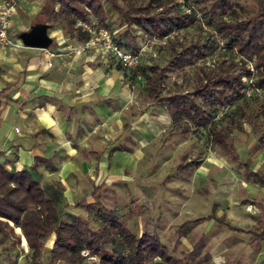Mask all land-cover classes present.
Segmentation results:
<instances>
[{
	"label": "rangeland",
	"instance_id": "374dc122",
	"mask_svg": "<svg viewBox=\"0 0 264 264\" xmlns=\"http://www.w3.org/2000/svg\"><path fill=\"white\" fill-rule=\"evenodd\" d=\"M98 1L106 27L114 38L121 37L133 47L139 61L133 68L110 59L101 64L106 73H117L118 91L100 101L99 110L91 111L88 105L75 112L64 110L76 125L75 133L68 134L70 147L54 150L48 162H38L35 175L54 200L58 216L65 219L72 214L88 220L97 201L135 235H157L178 264H264V241L254 243L247 233L264 228V187L242 176L240 166L212 140L208 128L173 120L162 100L168 94L189 93L217 75L243 73L249 66L204 21L211 0L166 1V8L193 13L194 22L160 38L143 36L123 19L121 11L145 6L148 0ZM230 3V10L214 16L264 23V0ZM154 5L151 1L148 10L159 11ZM49 23L53 28L59 25L57 18ZM68 34L80 42L86 38L76 26ZM207 36L213 40L211 46L196 61L179 68L167 64L174 52L194 41L204 42ZM100 63L95 61L96 66ZM148 66L156 67L160 76H154ZM140 69L150 75L148 81ZM261 73L258 70L256 76ZM245 77L241 81L246 82ZM258 91L252 88L249 96L212 111L210 128L232 143L238 161L264 175V139H258L264 131V96ZM6 96L0 93V103ZM97 100L91 99L90 105H97ZM113 144L129 150L108 156ZM189 161L195 166L176 168ZM226 222L243 233L232 231ZM2 226L8 236L0 241V264H44L46 259L33 260L21 244L20 230L12 223ZM48 243L49 236L43 246ZM86 261L98 259L88 255Z\"/></svg>",
	"mask_w": 264,
	"mask_h": 264
},
{
	"label": "trees",
	"instance_id": "16d2710c",
	"mask_svg": "<svg viewBox=\"0 0 264 264\" xmlns=\"http://www.w3.org/2000/svg\"><path fill=\"white\" fill-rule=\"evenodd\" d=\"M151 1H155L154 6L160 8L159 11L148 10ZM166 1L172 0H148V5L127 7L121 11L124 22L134 25L143 36L159 38L194 22L193 13L182 12L174 6L166 8ZM193 1L199 3L202 0ZM230 9V0H211L210 8L203 13L204 21L220 35L225 46L233 49L237 55L252 60L257 69L264 71V23L260 19L236 21L214 16L218 11L224 13ZM35 18L38 21L34 23L57 18L60 27L68 32L75 28L76 20L89 21L93 18L99 25L106 27L104 11L98 0H42ZM205 39L204 42L194 41L174 52L167 64L179 68L193 63L211 46L213 40L209 36ZM114 41L133 50L121 37L114 38ZM147 68L154 76H160L156 67ZM141 73L148 81L150 75L143 70ZM244 74H248L246 69L243 73L240 70L231 75H217L189 93L168 94L162 100L173 120H184L195 128H208L212 140L230 160L240 166L242 176L264 187V175L238 161L232 143L210 128L212 111L244 97L240 81ZM255 83L264 88V73L256 76ZM149 92L155 95V91ZM258 139L262 142L264 131ZM117 149L112 147L109 152ZM194 166L189 161L176 168L183 170ZM95 204L88 220L72 214L62 219L57 214L54 200L46 194L29 169L9 170L0 161V241L8 236L2 225L11 222L15 230L20 229L24 237H21V244L26 241L33 260L41 259L43 242L51 236L48 258L44 264H178L157 235L151 232L135 235L111 209L97 201ZM226 225L234 232H243L227 222ZM250 233L252 240L264 239V228L260 232ZM88 255L95 256L98 261H86Z\"/></svg>",
	"mask_w": 264,
	"mask_h": 264
},
{
	"label": "crops",
	"instance_id": "0c3cea01",
	"mask_svg": "<svg viewBox=\"0 0 264 264\" xmlns=\"http://www.w3.org/2000/svg\"><path fill=\"white\" fill-rule=\"evenodd\" d=\"M41 3L42 0L18 1L10 16L9 37L20 46L0 48V65L4 66L0 71V93L7 95L0 103V161L9 170L29 169L34 177L38 162H48L54 150L70 147L68 134L75 133L76 125L64 110L75 112L88 105L91 111H97L100 101L105 102L111 92L118 91L117 73H106L102 66L108 58L96 48H79L83 41L71 38L60 25L53 28L49 23L53 18L42 23L51 39L45 48L21 43L18 36L36 24ZM96 60L101 62L97 66ZM94 98L98 104L90 105ZM112 147L118 149L109 152ZM128 150L113 144L106 153L110 156ZM50 239L51 236L41 250V258L46 260ZM250 240L264 241L252 240L251 236Z\"/></svg>",
	"mask_w": 264,
	"mask_h": 264
},
{
	"label": "built area",
	"instance_id": "2783aa9c",
	"mask_svg": "<svg viewBox=\"0 0 264 264\" xmlns=\"http://www.w3.org/2000/svg\"><path fill=\"white\" fill-rule=\"evenodd\" d=\"M19 0H0V48L3 47H19L18 41H13L9 37L10 16L13 13L15 6ZM89 12V9L84 7ZM75 26L81 29L86 38L83 41V47H93L98 49L105 57L110 60H115L117 63L126 68H133L138 64L139 54L136 51H131L125 46L119 45L114 41L113 33L105 26L99 25L96 20L75 21ZM53 56V53L49 54ZM249 65L246 69L248 74L245 75L247 81H241L242 91L244 96H249L251 89L259 90L264 96V88L255 83L256 74L259 70L254 66L252 60L244 59ZM1 62V59H0ZM17 131V128H15Z\"/></svg>",
	"mask_w": 264,
	"mask_h": 264
},
{
	"label": "water",
	"instance_id": "95a60500",
	"mask_svg": "<svg viewBox=\"0 0 264 264\" xmlns=\"http://www.w3.org/2000/svg\"><path fill=\"white\" fill-rule=\"evenodd\" d=\"M46 25L34 24L29 31L21 33L18 38L24 46L45 48L50 43V38L45 34Z\"/></svg>",
	"mask_w": 264,
	"mask_h": 264
}]
</instances>
